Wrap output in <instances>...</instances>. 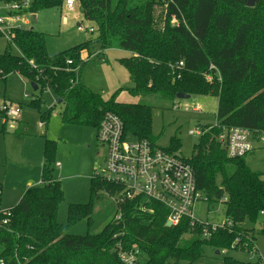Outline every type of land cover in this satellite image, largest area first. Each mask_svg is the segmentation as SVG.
Here are the masks:
<instances>
[{
	"label": "trees",
	"instance_id": "1",
	"mask_svg": "<svg viewBox=\"0 0 264 264\" xmlns=\"http://www.w3.org/2000/svg\"><path fill=\"white\" fill-rule=\"evenodd\" d=\"M19 1L0 0L4 4ZM30 1L27 12L36 15L61 8L65 0ZM76 1L84 19L96 26L94 43L98 41L101 50L118 49L132 55L118 60L134 84L125 90L129 94L158 95L172 101L178 93L217 97V123L201 127L186 161L209 206L225 197L227 219L235 225L254 224L264 211L262 173L252 171L245 158H228L219 137L230 127H264V0H254L252 8L246 7L247 0ZM163 1L165 21L162 14L156 20L155 7ZM172 19L176 23L170 25ZM12 35L19 53L9 49L0 53V80L5 83L15 73L26 78L33 92L29 107L39 109L44 102L42 94L52 91L61 106L62 124L96 130L104 115L112 113L123 122L126 135L155 143L150 106L118 102L115 94L105 100L81 82L86 62L80 55L88 51L89 42L49 55L44 34L17 29ZM179 62L183 67L176 68ZM207 74L212 81L206 80ZM53 110L41 113L40 120H48ZM179 149L177 138L166 148L168 152ZM56 150L55 141L44 140L40 184L24 192L12 208L9 224L0 228V260L6 264H125L120 251L135 249L142 253V264H194L205 247L229 249L234 241L237 227L232 233L219 230L208 239L198 228L190 233L187 219L166 227L167 208L141 197L114 205L112 213H120V226L115 227L111 218L96 234H68L69 228L82 220L90 227L94 201L102 194L107 198L120 195L122 188L93 174L87 204L69 205L66 224H59L56 213L64 193L54 176ZM1 191L0 184V196ZM223 264L254 263L225 258Z\"/></svg>",
	"mask_w": 264,
	"mask_h": 264
},
{
	"label": "rangeland",
	"instance_id": "2",
	"mask_svg": "<svg viewBox=\"0 0 264 264\" xmlns=\"http://www.w3.org/2000/svg\"><path fill=\"white\" fill-rule=\"evenodd\" d=\"M142 1L144 0H133V4H141ZM6 4L0 2V15L5 13ZM155 10L156 20L162 14L165 21V1L156 5ZM36 16V21L33 20V15L26 17L29 25L24 29H33L44 34L49 55L89 42L88 51H82L80 55V59L86 62L81 70L80 80L91 91L98 93L105 100L115 94L118 102L151 107V134L155 144L160 148H168L171 139L177 138L180 140V149L173 153L187 160L192 155L193 146L198 142L197 132H201V127L217 123V97L194 95L187 100L172 101L158 95L133 96L125 91L131 89L133 83L126 69L117 60L129 58L131 54L118 49L102 51L100 47L97 48L98 46L93 52L96 26L93 22L84 19L78 5L71 12L62 5L61 8L41 10ZM64 16L66 22L63 21ZM172 20L170 25L175 24ZM89 29L95 32H90ZM6 49L15 54L19 53L12 42L6 37H0V53ZM119 89L123 90L118 91ZM35 94L39 95V92ZM4 96L5 100H11L9 102L17 105L20 112L13 119L0 113L1 204L3 207L13 208L22 191L28 188V184L30 186L39 184L43 143L45 139L53 140L57 145L54 176L60 181L64 193L63 202L56 213V221L65 225L69 205L87 204L90 178L97 166L102 163L105 149L96 141V130L93 128L64 125L60 122L58 113L61 106L56 105L52 91H45L42 94L44 102L39 109L29 107L33 92L30 82L20 74H11L6 83L0 84V99H4ZM53 104L55 107L48 120L41 121L40 114L47 112ZM178 104L179 108H174ZM186 106L188 110L184 109ZM245 161L252 171L264 173L263 148L258 147L245 157ZM113 196L107 198L102 194L99 200L94 201L93 222L90 227L85 220H82L69 228L68 234L85 236L88 233L100 232L111 218L118 215L117 212L112 213L115 205L112 201ZM205 208L204 204L195 207V213L202 221L210 224L225 221L224 205L216 204ZM257 221L260 223L264 221V215H259ZM240 226L250 229L254 224L245 221ZM262 246L263 242H260L259 249ZM215 251L213 247H205L202 257L194 264H223L225 258L246 263L253 260L249 255L238 251H227L226 254L221 255H215Z\"/></svg>",
	"mask_w": 264,
	"mask_h": 264
},
{
	"label": "built area",
	"instance_id": "3",
	"mask_svg": "<svg viewBox=\"0 0 264 264\" xmlns=\"http://www.w3.org/2000/svg\"><path fill=\"white\" fill-rule=\"evenodd\" d=\"M30 2L21 0L7 3L4 6L5 13L0 15V34L2 37H6L9 42H12V34L15 30L28 27L29 22L26 17L32 16L27 12ZM77 5L76 0H65L63 4L70 12ZM63 21H66L65 16ZM172 21L176 23L175 19ZM89 31L93 32V29H89ZM67 64L71 65V61H67ZM175 67H183V62H179ZM213 69L214 67L210 68V70ZM75 72L77 73L78 69H75ZM205 78L207 81H212L210 74L205 75ZM174 108H179V104ZM184 109L188 110V107L186 106ZM19 112L17 105L0 99V113L13 119L18 116ZM95 139L104 147L105 151L103 161L95 169L94 175L122 188L120 195L113 196V203L117 205L125 199L134 197H141L147 203L157 202L167 208L166 223L169 222L171 227L177 226L183 219H187L190 233L198 228L201 236L206 239L219 230L232 233L233 228L237 227L235 239L230 248L216 249V251L219 255L226 254L227 251H238L252 257L253 260L250 263L264 264V221L260 223L256 220L254 227L250 228L251 231L248 232L245 231L247 228L240 226L242 223L235 225L226 217L225 221L221 223L210 224L202 221L196 215L195 207L199 204L208 207L207 199L204 193L197 189L195 172L185 159L176 153L168 152L165 148H160L149 140L126 135L123 122L112 113L104 115L96 129ZM219 141L224 145L228 158H245L258 147L264 149V127L253 130L230 127L219 137ZM97 154L99 155V153ZM261 178L264 181V173ZM225 202L226 198L224 197L219 205H224ZM141 209L145 210L143 206ZM11 211L12 209L0 206V216L3 217L0 220V228L9 224ZM259 215H264V211H261ZM120 223L121 216L118 213L114 217L113 225L118 227ZM260 242H263L261 249H259ZM119 257L125 264H140L142 262V253L138 249L120 251ZM0 264L6 263L0 260Z\"/></svg>",
	"mask_w": 264,
	"mask_h": 264
},
{
	"label": "water",
	"instance_id": "4",
	"mask_svg": "<svg viewBox=\"0 0 264 264\" xmlns=\"http://www.w3.org/2000/svg\"><path fill=\"white\" fill-rule=\"evenodd\" d=\"M254 6V0H247V3H246V7L248 8H252ZM33 20L35 21L36 20V17L35 15H33ZM98 43V41H97ZM33 90L36 91L37 90V87L33 85ZM191 96L190 95H186V94H181V93H178L176 94V99H179V100H187L189 99ZM166 227H171V224L169 222L166 223ZM215 255H219L218 251L215 252Z\"/></svg>",
	"mask_w": 264,
	"mask_h": 264
},
{
	"label": "crops",
	"instance_id": "5",
	"mask_svg": "<svg viewBox=\"0 0 264 264\" xmlns=\"http://www.w3.org/2000/svg\"><path fill=\"white\" fill-rule=\"evenodd\" d=\"M35 17L37 18L36 15H35ZM35 21H36V20H35ZM64 22H66V21H64ZM96 46H98L97 48H99V45H98L97 42L95 43V48H94L93 52L96 50ZM108 50H109V49L102 50V51H108ZM110 50H111V49H110ZM131 56H132V55H130V57H131ZM120 59H121V58H120ZM118 60H119V59H118ZM118 60H117V61H118ZM6 81H7V80H6ZM81 82H82V81H81ZM1 83H3V82L0 81V84H1ZM5 83H6V82H5ZM82 83H83V82H82ZM83 84H84V83H83ZM133 87H134V84H133ZM133 87H132V88H133ZM128 89H130V88H128ZM33 91H34V90H33ZM4 99H5V96H4ZM6 99H7V98H6ZM32 99H33V98H32ZM32 99H31V100H32ZM54 100H55V103H56V98H55ZM9 101H11V100H9ZM56 105H57V104H56ZM51 107L54 108V107H55L54 104L51 105L49 108H51ZM58 115H59V113H58ZM59 118H60V116H59ZM60 122H61V120H60ZM4 124H5V123H4ZM262 175H263V173H262ZM261 177H262V176H261ZM261 179H262V178H261ZM59 182H60V181H59ZM0 184H1V183H0ZM39 184H40V182H39ZM1 186H2V184H1ZM30 187H32V186H30V184H28V188H30ZM28 188H27V189H28ZM27 189H25L24 191H22V194H21V196L19 197V199L17 200V203L19 202V200L21 199V197L23 196L24 192H25ZM1 192H2V191H1ZM17 203H16V205H17ZM16 205H15V206H16ZM0 206H1L2 208H5V209H12L11 207H3L2 204H1V201H0ZM208 207H209V206H208ZM206 209H207V207H206ZM215 252H216V251H215Z\"/></svg>",
	"mask_w": 264,
	"mask_h": 264
}]
</instances>
